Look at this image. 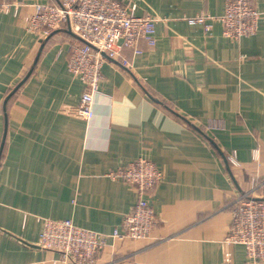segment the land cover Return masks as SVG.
Here are the masks:
<instances>
[{
    "label": "crops",
    "instance_id": "crops-1",
    "mask_svg": "<svg viewBox=\"0 0 264 264\" xmlns=\"http://www.w3.org/2000/svg\"><path fill=\"white\" fill-rule=\"evenodd\" d=\"M120 1L158 19L156 44L126 49L129 67L105 62L90 121L68 68L79 40L28 29L40 0L0 12V264H67L40 246L44 218L113 233L139 195L110 173L138 158L164 174L158 223L149 239H110L98 264H249L225 238L233 199L264 195V18L234 40L219 21L228 0ZM201 15L210 31L189 22Z\"/></svg>",
    "mask_w": 264,
    "mask_h": 264
},
{
    "label": "built area",
    "instance_id": "built-area-1",
    "mask_svg": "<svg viewBox=\"0 0 264 264\" xmlns=\"http://www.w3.org/2000/svg\"><path fill=\"white\" fill-rule=\"evenodd\" d=\"M24 0H0V12L8 13L24 6ZM34 12L28 17V29L48 37L52 32L67 28L79 42L72 44L68 68L86 85L79 114L90 121L95 116V94L100 92L106 61L129 67L126 49L142 52L141 43L156 44L158 19L151 15H138L136 3L120 0H40L33 4ZM264 18V10L256 8L251 0H228L224 14L219 18L224 35L234 40L254 35ZM206 15L190 19L191 24L212 25ZM228 162L238 165L235 152ZM134 189L139 200L113 233H101L77 226L72 220L42 219L40 246L60 254L67 264H98L100 253L110 239H149L158 223L151 200L153 191L164 179L163 172L149 159L138 158L125 167L110 173ZM261 184V185H260ZM264 188L263 183H257ZM233 219L225 243L242 245L249 264H264V195L241 193L231 204ZM222 264H234L226 253Z\"/></svg>",
    "mask_w": 264,
    "mask_h": 264
},
{
    "label": "trees",
    "instance_id": "trees-1",
    "mask_svg": "<svg viewBox=\"0 0 264 264\" xmlns=\"http://www.w3.org/2000/svg\"><path fill=\"white\" fill-rule=\"evenodd\" d=\"M27 79H22L21 81H20V83H18V87H16L15 89H13L12 91H11V93L12 92H14V91H16V90H18L20 87H21V85L26 81ZM15 94V92L11 95V96H9V100L13 97V95ZM9 103V101L7 102V104Z\"/></svg>",
    "mask_w": 264,
    "mask_h": 264
}]
</instances>
